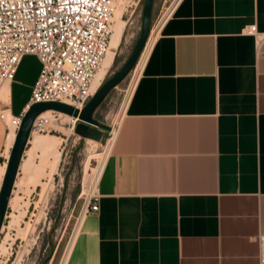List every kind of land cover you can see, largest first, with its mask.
Instances as JSON below:
<instances>
[{
  "label": "crops",
  "instance_id": "0c3cea01",
  "mask_svg": "<svg viewBox=\"0 0 264 264\" xmlns=\"http://www.w3.org/2000/svg\"><path fill=\"white\" fill-rule=\"evenodd\" d=\"M26 57L0 88V110L13 116L30 96L14 107ZM130 76L98 211L82 217L62 264H260L264 0H174ZM9 127L0 119V184Z\"/></svg>",
  "mask_w": 264,
  "mask_h": 264
},
{
  "label": "rangeland",
  "instance_id": "374dc122",
  "mask_svg": "<svg viewBox=\"0 0 264 264\" xmlns=\"http://www.w3.org/2000/svg\"><path fill=\"white\" fill-rule=\"evenodd\" d=\"M173 2L156 0L151 23L159 22L160 16ZM143 6L144 0L116 1L111 28L118 20L122 23L119 43L114 48L115 55L105 80L131 54L141 30ZM38 72L37 61L33 57H26L13 85L14 107L30 94ZM131 81L132 76L114 88L95 112V118L112 130L123 116L129 95L126 90ZM43 117L47 120L43 131H34L31 139L41 136L51 141L52 145L57 142V145L55 148L50 144L48 148L34 150V159L29 167L18 170L16 186L12 189L0 233V264H62L77 232L86 202L96 193L97 182L109 153L112 134H106L101 143L84 140L70 132L66 115L54 116L50 113ZM31 148L33 145L29 141L25 154ZM57 153L60 155L59 162L52 181H49V166ZM25 156L23 160L28 158Z\"/></svg>",
  "mask_w": 264,
  "mask_h": 264
},
{
  "label": "built area",
  "instance_id": "2783aa9c",
  "mask_svg": "<svg viewBox=\"0 0 264 264\" xmlns=\"http://www.w3.org/2000/svg\"><path fill=\"white\" fill-rule=\"evenodd\" d=\"M116 1L0 0V88L14 81L24 57L33 56L39 64V72L26 108L40 102H57L81 111L104 83L113 62L112 59L111 64L104 67L109 51L115 55V50L110 49V40ZM244 32L256 35V27L248 26ZM101 70L104 74L98 77ZM131 88L132 81L126 93H130ZM24 113L13 116L5 107L0 110V119L5 121L9 114L17 132ZM50 113L65 116L55 111ZM68 117L69 130L75 134L78 120ZM46 123L39 115L31 134L43 131ZM97 200L96 193L88 199L82 217L90 211H98ZM259 263L264 264V237L260 238Z\"/></svg>",
  "mask_w": 264,
  "mask_h": 264
},
{
  "label": "water",
  "instance_id": "95a60500",
  "mask_svg": "<svg viewBox=\"0 0 264 264\" xmlns=\"http://www.w3.org/2000/svg\"><path fill=\"white\" fill-rule=\"evenodd\" d=\"M153 4L154 0H144L141 30L131 54L124 64L105 80L102 86L81 111H78L69 105L57 102L35 103L29 106L26 110L22 117L20 127L16 132L0 187V232L4 223L10 195L12 193L20 163L30 138L32 126L39 115L47 111H55L76 118L78 122L75 128V134L84 140L88 139L101 143L104 141L106 134L111 131L109 126L100 123L95 118V112L107 95L133 70L149 35Z\"/></svg>",
  "mask_w": 264,
  "mask_h": 264
},
{
  "label": "bare ground",
  "instance_id": "6f19581e",
  "mask_svg": "<svg viewBox=\"0 0 264 264\" xmlns=\"http://www.w3.org/2000/svg\"><path fill=\"white\" fill-rule=\"evenodd\" d=\"M114 20L116 21V19L114 18ZM121 23H122V21L121 20H118L117 22H116V24H115V27L112 29V35H111V40H110V49H114L116 46H117V44L119 43V36H120V27H121ZM157 36V35H156ZM154 38V37H153ZM157 38V37H156ZM151 43V42H150ZM154 43V42H153ZM150 46V45H149ZM153 46V45H152ZM148 47V46H147ZM150 48H152V47H150ZM147 49V48H146ZM145 49V50H146ZM145 53V52H144ZM150 53V52H149ZM113 52H111V51H109V53H108V55H107V58H106V61H105V63H104V67L105 68H107L110 64H111V61H112V59H113ZM145 55V54H144ZM144 57V56H143ZM143 61V60H142ZM143 65V64H142ZM140 68V67H139ZM141 69H142V66H141ZM104 74V71L103 70H101L99 73H98V77H102V75ZM137 81V80H136ZM8 84H4L2 87H1V89L3 88V87H5V86H7ZM1 89H0V91H1ZM127 108V107H126ZM48 114H50V111H47V112H44V113H42L40 116L42 117V116H45V115H48ZM67 118H69L70 119V117H68L67 116ZM7 120V123H8V125L10 126L9 128H11V134H10V138H15V135H16V132H15V129H14V127L12 126V124H11V122H10V115L9 114H7V116H6V119H5V121ZM120 124V123H119ZM118 128V127H117ZM116 128L115 129H113L112 131H111V134H112V137L111 138H114L115 137V135H116ZM33 135V132H32V134L30 135V138H29V140H28V144H29V141H30V144L31 145H33V148H31L32 150L31 151H28L26 154H25V152H26V150L24 151V155H23V158H24V156L26 155V156H28V158H26V159H24L23 160V158H22V160H21V163H20V167H19V170H20V168L21 169H26L27 167H29V165H30V163L32 162V160L34 159L33 158V152H34V150L35 151H37V149H39V150H41V149H45V148H43V147H47V146H49L52 142L51 141H48L47 140V138L45 139V138H42L41 136L39 137V136H37V137H35V138H32L31 139V136ZM12 140V139H11ZM55 140V139H54ZM57 141V140H56ZM9 142V141H8ZM9 145V144H8ZM52 145V144H51ZM57 145V142L55 143V145L53 144L52 146H54V148H55V146ZM51 146V147H52ZM48 148V147H47ZM54 148H52V150L54 149ZM48 150V149H47ZM51 150V149H50ZM50 150H48V151H50ZM35 155V154H34ZM25 156V157H26ZM52 156V155H51ZM60 155H59V153H57L56 155H55V157L54 156H52V157H54V160H53V162H52V164L49 166L50 167V172L47 174L48 175V177H49V181H52V179H53V175L55 174V171H56V169H57V165H58V162H59V157ZM35 157V156H34ZM51 159V158H50ZM8 160V159H7ZM22 161H23V163H22ZM49 162V161H48ZM50 163V162H49ZM22 164V165H21ZM34 165V164H33ZM48 165V164H47ZM46 168H47V166H46ZM43 172V171H42ZM2 173H3V171H2ZM99 176V175H98ZM15 186H16V182H15ZM68 257V256H67Z\"/></svg>",
  "mask_w": 264,
  "mask_h": 264
}]
</instances>
